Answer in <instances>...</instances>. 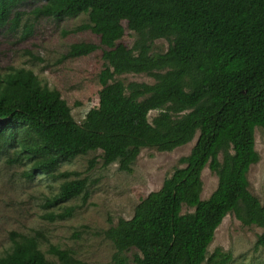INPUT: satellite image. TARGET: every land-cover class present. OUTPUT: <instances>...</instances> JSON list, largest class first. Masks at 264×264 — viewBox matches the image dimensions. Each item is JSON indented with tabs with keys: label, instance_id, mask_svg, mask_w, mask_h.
<instances>
[{
	"label": "trees",
	"instance_id": "trees-1",
	"mask_svg": "<svg viewBox=\"0 0 264 264\" xmlns=\"http://www.w3.org/2000/svg\"><path fill=\"white\" fill-rule=\"evenodd\" d=\"M28 0H0V30L21 26ZM35 19L63 21L87 15L95 43L71 46L65 59L102 51L98 106L79 124L58 90L42 86L31 70L0 72V154L29 166L27 177L55 178L62 165L101 151L103 166L132 173L142 149L172 152L191 143V153L162 188L137 205L130 220L104 232L116 248L114 264H230L217 249L207 260L216 230L229 214L264 230V206L250 192L248 173L260 161L255 132L264 129V0H44ZM134 32L125 45V26ZM26 34L31 35L33 26ZM158 40L167 52H154ZM146 74L154 84H125L117 77ZM157 115L150 120V113ZM96 158L91 162L95 164ZM209 167L218 187L202 200V173ZM65 179L79 176L64 173ZM88 196L86 179L66 180L47 201L60 207ZM183 207L194 209L183 214ZM65 211L48 217L64 220ZM38 236L15 235L0 264H55L40 249ZM264 246V234L259 238ZM52 253L69 263L68 251Z\"/></svg>",
	"mask_w": 264,
	"mask_h": 264
},
{
	"label": "rangeland",
	"instance_id": "rangeland-1",
	"mask_svg": "<svg viewBox=\"0 0 264 264\" xmlns=\"http://www.w3.org/2000/svg\"><path fill=\"white\" fill-rule=\"evenodd\" d=\"M44 4V0H28L19 9L24 14L20 28L0 30V72L20 68L33 71L42 86L61 93L75 120L81 124L99 103L102 88L99 74L104 68L102 51L80 58L64 57L72 45L82 42L100 45V38L90 31L72 32L89 23L84 14L63 21L36 20L33 11ZM123 24L126 31L122 42L132 48L135 34L125 22ZM29 26H33L31 35L26 34ZM168 49L166 40H158L154 45V52L164 53ZM117 79L126 85L155 83V79L146 74H125ZM156 115L157 112H151L150 120ZM198 137L199 134L191 143L172 152L142 149L132 173L121 172L118 164L104 167L100 158L102 152L98 151L62 165L55 178L37 175L32 180L26 175L29 166L12 163L8 155L0 154V256L11 250L14 234L36 235L40 238V249L55 264H114L116 248L105 238L104 232L116 226L120 219L130 220L140 201L162 188L165 179L180 166V160L191 153ZM255 141L260 161L248 173L249 189L264 206V129H256ZM64 173L79 176L65 179L60 176ZM75 179L88 181L87 198L82 195L60 207L50 208L47 201L60 192L61 184ZM202 181L201 199L207 200L218 187V177L206 167ZM68 210L72 211L69 218H48ZM193 211L183 207V214ZM263 234L262 228L245 226L234 214H229L216 230L207 260L220 249L232 254L230 264H264V246L258 242ZM54 247L68 251L72 260L61 262L52 253ZM136 253V250L124 253L128 264H136Z\"/></svg>",
	"mask_w": 264,
	"mask_h": 264
}]
</instances>
